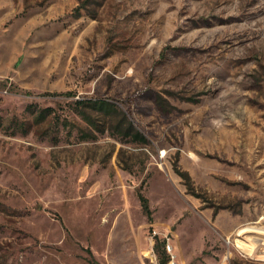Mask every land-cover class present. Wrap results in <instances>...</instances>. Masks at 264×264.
<instances>
[{"label": "rangeland", "instance_id": "rangeland-1", "mask_svg": "<svg viewBox=\"0 0 264 264\" xmlns=\"http://www.w3.org/2000/svg\"><path fill=\"white\" fill-rule=\"evenodd\" d=\"M167 256L264 264V0H0V264Z\"/></svg>", "mask_w": 264, "mask_h": 264}, {"label": "trees", "instance_id": "trees-1", "mask_svg": "<svg viewBox=\"0 0 264 264\" xmlns=\"http://www.w3.org/2000/svg\"><path fill=\"white\" fill-rule=\"evenodd\" d=\"M54 94V93H52ZM66 95L70 94V92L64 93ZM78 102L84 107H89L92 110H96L102 112L105 116V119L109 122V126L107 127L113 133L119 134L123 137H129L134 141L147 142L146 136L135 126L133 120L129 117L128 113L125 110L119 109L118 106L106 99H88V100H78ZM159 103L163 105V98L159 99ZM50 109H43L39 112L36 117L37 122H41L47 119ZM88 110L84 109V117H87L85 112ZM89 115V113H88ZM90 119V118H89ZM94 125L97 126V122L92 121ZM98 127V126H97ZM98 129V128H97ZM105 128L101 129L104 130ZM90 136L95 137L96 135L91 130ZM86 135V134H85ZM177 171L181 173V175L186 180L187 185H192V177L188 171H182L177 168ZM139 198L141 200L142 207L144 211L150 216L152 214V210L150 208L149 199L145 196L143 192H139ZM158 239V238H157ZM165 246V243L162 244ZM169 257L161 258V264H166ZM92 263L96 264V261L92 259Z\"/></svg>", "mask_w": 264, "mask_h": 264}, {"label": "built area", "instance_id": "built-area-1", "mask_svg": "<svg viewBox=\"0 0 264 264\" xmlns=\"http://www.w3.org/2000/svg\"><path fill=\"white\" fill-rule=\"evenodd\" d=\"M168 247H170V245H168Z\"/></svg>", "mask_w": 264, "mask_h": 264}]
</instances>
